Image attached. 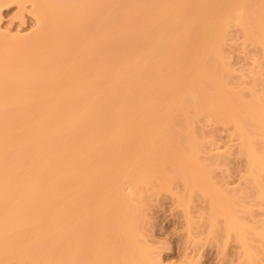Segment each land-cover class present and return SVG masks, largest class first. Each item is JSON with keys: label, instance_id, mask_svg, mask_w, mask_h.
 Returning a JSON list of instances; mask_svg holds the SVG:
<instances>
[{"label": "bare ground", "instance_id": "6f19581e", "mask_svg": "<svg viewBox=\"0 0 264 264\" xmlns=\"http://www.w3.org/2000/svg\"><path fill=\"white\" fill-rule=\"evenodd\" d=\"M26 1L37 28L0 38V264H142L137 193L174 174L243 240L233 201L195 158L205 112L234 120L251 169L261 164L248 119L264 130V110L224 89L210 58L234 0ZM235 3L264 49V0Z\"/></svg>", "mask_w": 264, "mask_h": 264}, {"label": "rangeland", "instance_id": "374dc122", "mask_svg": "<svg viewBox=\"0 0 264 264\" xmlns=\"http://www.w3.org/2000/svg\"><path fill=\"white\" fill-rule=\"evenodd\" d=\"M0 1L7 2L0 6V38H21L34 32L37 23L29 1ZM235 2L223 5L224 22L210 35V58L221 68L224 89L264 110V49L245 36L238 20L240 6ZM248 120L261 159L258 171L251 169L249 155L240 151L241 134L234 120L224 122L204 112L195 125L199 145L195 158L209 169L207 178L214 187L233 201L237 222L247 225L243 240L235 228H224L225 216L209 210L198 190L188 192L184 183L190 178L174 174L168 177L167 188H158L152 178L147 191L137 193L147 200L138 234L146 250L142 264H264V130L252 118ZM123 191L130 193L132 186L125 183ZM102 212L92 209L89 215ZM110 227L99 225L103 232Z\"/></svg>", "mask_w": 264, "mask_h": 264}]
</instances>
